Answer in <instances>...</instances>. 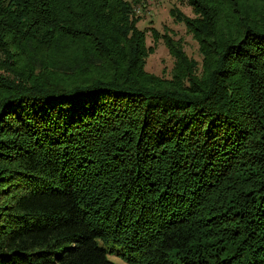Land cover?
Instances as JSON below:
<instances>
[{
  "label": "trees",
  "instance_id": "1",
  "mask_svg": "<svg viewBox=\"0 0 264 264\" xmlns=\"http://www.w3.org/2000/svg\"><path fill=\"white\" fill-rule=\"evenodd\" d=\"M147 1L0 0V264H264V0Z\"/></svg>",
  "mask_w": 264,
  "mask_h": 264
},
{
  "label": "rangeland",
  "instance_id": "2",
  "mask_svg": "<svg viewBox=\"0 0 264 264\" xmlns=\"http://www.w3.org/2000/svg\"><path fill=\"white\" fill-rule=\"evenodd\" d=\"M145 6L143 12L146 13V15H144L146 19L140 22V26L142 28L149 26L147 39L151 45H154L152 32L150 30L151 27L156 28L161 33L169 31V33L176 38H182L184 40L185 50L189 56L201 60L197 41L192 35L187 33L185 26L175 22L169 13L171 8L175 6L182 9L187 14L192 15L191 10L186 5L180 4L179 0H148ZM172 66L173 57L170 55L163 39H160L155 45V51L151 53L147 59L146 69L160 76H169ZM109 257L117 264H127L124 259L115 254H110Z\"/></svg>",
  "mask_w": 264,
  "mask_h": 264
}]
</instances>
